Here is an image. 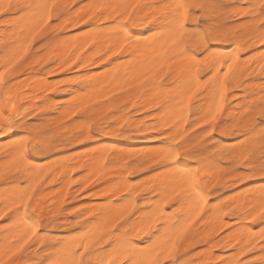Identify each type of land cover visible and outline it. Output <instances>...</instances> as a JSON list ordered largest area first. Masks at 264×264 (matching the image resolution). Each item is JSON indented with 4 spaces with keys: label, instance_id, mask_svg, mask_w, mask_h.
I'll return each instance as SVG.
<instances>
[{
    "label": "snow or ice",
    "instance_id": "obj_1",
    "mask_svg": "<svg viewBox=\"0 0 264 264\" xmlns=\"http://www.w3.org/2000/svg\"><path fill=\"white\" fill-rule=\"evenodd\" d=\"M134 127L65 206L76 165L37 158ZM0 264H264V0H0Z\"/></svg>",
    "mask_w": 264,
    "mask_h": 264
},
{
    "label": "rangeland",
    "instance_id": "obj_2",
    "mask_svg": "<svg viewBox=\"0 0 264 264\" xmlns=\"http://www.w3.org/2000/svg\"><path fill=\"white\" fill-rule=\"evenodd\" d=\"M221 2H223V3H238V2H242V0H221ZM237 19H239V18H237ZM71 31H76V30L74 29ZM68 71L72 72V69H69ZM65 78H67L66 73L59 72V71H56L55 75L48 77V79L51 81H56L58 79L62 80ZM36 90L39 91V87H37ZM48 94L50 96L59 98L61 100V102L66 101L68 99L67 93H62L59 91H56V92L49 91ZM137 115L145 116V114L143 112L137 113ZM140 133L141 132L138 131L134 127L132 129V136L134 138H128V133L126 135H124L123 137H120V136H98V137H95L94 139H91V140L84 138L78 144H71L67 148L61 147V148L57 149V154L51 156L50 160H44L42 158H37V163H40V164L57 163V164H59L60 162H63L65 165H70V164L74 163L75 165H77L75 167V170L68 171L66 169L67 168L66 167L65 172H66V174H69L70 172H72V173L74 172L73 176L80 177L81 172H76V170L78 169L79 165L82 163V159L84 157V155H82V154L85 152L86 153L91 152L92 149H89V147H92L94 149L97 147L95 145L103 144L105 142L112 141V142H115V144H117L119 146V148L117 150H118L120 155H128L130 153L133 154L131 156L132 160L137 158L139 153L153 147L154 144L156 143V141H154V140L148 141L147 140L148 138H145L147 136H145L144 134H142L144 136H142L141 138L139 137V139H138L137 135ZM229 141H230V138L226 137L225 142H229ZM124 148H126V149H124ZM131 148H134V149L131 150ZM84 149L86 151H84ZM80 151H82V152H80ZM120 171H122V169ZM107 175H108V176H106L107 181L105 184H99V183H97L98 182V180H97L95 182H92L93 184L90 183L88 185V187L86 189H84L83 191H78V188L81 186V184L77 182L78 178L73 177L76 182L72 183L73 186H71V188H67V190H65L66 194L69 197H71V199L69 201H67L65 206L70 207L72 204H75L78 207L83 206L85 208L99 206V203L106 199V197L100 195V193L103 191L99 192V190H101L102 187H104L106 190V188L108 186V180L112 178V176H111L112 172L109 171ZM59 179H63V177H59ZM76 187H78V188H76ZM233 187H236V186H233ZM95 191L98 192L97 195H94ZM217 195L218 196L219 195H225V196L231 195V191L229 189H224L223 192L218 193ZM94 204H96V205H94ZM66 231H70V229H66ZM216 251L221 253V254L224 253L223 255H230L231 254L230 249L219 248Z\"/></svg>",
    "mask_w": 264,
    "mask_h": 264
},
{
    "label": "bare ground",
    "instance_id": "obj_3",
    "mask_svg": "<svg viewBox=\"0 0 264 264\" xmlns=\"http://www.w3.org/2000/svg\"><path fill=\"white\" fill-rule=\"evenodd\" d=\"M71 30H74V29H70L69 31H71ZM39 87V86H38ZM38 91V90H37ZM145 114V113H144ZM56 119V118H55ZM137 123H139V121H137ZM148 123H149V121H148V119H147V117H146V114H145V122H144V126H147L148 125ZM141 132V131H140ZM127 133H125V135H126ZM142 134H144L145 136H147V140L148 141H150V140H152L150 137L153 135V133L152 132H150V131H143V132H141L140 134H138L137 135V137H138V139H139V137L141 138L142 136H144V135H142ZM146 138V137H145ZM93 146V145H92ZM95 146H97L96 148H111V147H114V148H116V149H118L119 148V146L117 145V144H115V142H112V141H109V142H105V143H103V144H98V145H95ZM145 147V146H144ZM89 149H93L92 147H89ZM124 149H126V148H124ZM132 149H134V148H131V150ZM84 151H86L85 149H84ZM124 151V150H123ZM80 152H82V151H80ZM69 153V152H68ZM73 153V152H72ZM86 153V152H85ZM91 153V152H90ZM89 153V154H90ZM70 154V153H69ZM70 157V156H69ZM71 158V157H70ZM109 158H111V157H109ZM117 158H119V156L117 157ZM136 159V158H135ZM71 160V159H70ZM79 161V160H78ZM42 163V162H41ZM74 164V163H73ZM77 166V165H76ZM67 169V168H66ZM85 169H88L87 171L85 170ZM68 170V169H67ZM75 170V169H74ZM76 172H81L80 173V177H75V176H73L74 175V172L72 173V172H70L68 175H70L71 177H75V178H78L77 179V182L78 183H80L81 184V186L78 188V187H76V188H78V191H83L84 189H86L87 187H88V185L90 184V183H92V182H95V181H97L98 180V182L97 183H99V184H105L106 183V181H107V177L106 176H108L107 174H104V175H102V174H100L98 171H97V169L96 168H89V159H88V157L87 156H84L83 157V159H82V163L79 165V167H78V169L76 170ZM112 176V175H111ZM71 181H66L65 182V184H64V190H67V185H68V183H70ZM93 184V183H92ZM95 184V183H94ZM73 186V185H72ZM105 190V188L104 187H102V189L101 190H99V192L100 191H104ZM88 193V192H87ZM86 193V194H87ZM98 194V192H96L95 191V193H94V195H97ZM85 202V201H84ZM100 204V203H99ZM94 205H96V204H94ZM224 254V253H223ZM227 256V255H226Z\"/></svg>",
    "mask_w": 264,
    "mask_h": 264
}]
</instances>
